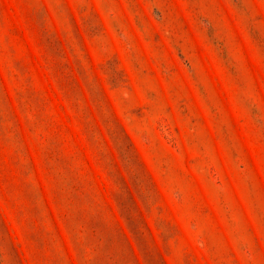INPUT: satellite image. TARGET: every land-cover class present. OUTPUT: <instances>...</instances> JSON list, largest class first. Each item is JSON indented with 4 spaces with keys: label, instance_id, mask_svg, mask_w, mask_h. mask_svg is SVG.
Masks as SVG:
<instances>
[{
    "label": "rangeland",
    "instance_id": "obj_1",
    "mask_svg": "<svg viewBox=\"0 0 264 264\" xmlns=\"http://www.w3.org/2000/svg\"><path fill=\"white\" fill-rule=\"evenodd\" d=\"M0 264H264V0H0Z\"/></svg>",
    "mask_w": 264,
    "mask_h": 264
}]
</instances>
